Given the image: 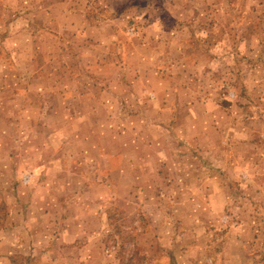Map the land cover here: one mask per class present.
Here are the masks:
<instances>
[{"label": "rangeland", "instance_id": "rangeland-1", "mask_svg": "<svg viewBox=\"0 0 264 264\" xmlns=\"http://www.w3.org/2000/svg\"><path fill=\"white\" fill-rule=\"evenodd\" d=\"M37 14L2 28L0 264H264V0Z\"/></svg>", "mask_w": 264, "mask_h": 264}, {"label": "crops", "instance_id": "crops-1", "mask_svg": "<svg viewBox=\"0 0 264 264\" xmlns=\"http://www.w3.org/2000/svg\"><path fill=\"white\" fill-rule=\"evenodd\" d=\"M59 1L65 4L68 2V0ZM61 2H58L56 0V2L50 4L44 0H23L22 4L20 5V3L16 4L12 0L2 1V3H0V47H7L6 39L8 38L7 35H5L6 32L2 30V28L5 27L4 25L6 24V22L10 25H15L17 22L30 23L32 16H34V18L36 16L38 17L37 12L44 9V7L49 10H53L56 9ZM19 8L20 10H18ZM5 16H9L10 19L5 21ZM34 18L32 19L33 21L39 20V18Z\"/></svg>", "mask_w": 264, "mask_h": 264}]
</instances>
